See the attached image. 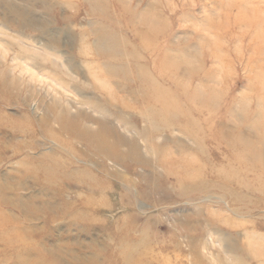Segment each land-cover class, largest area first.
Instances as JSON below:
<instances>
[{
  "label": "rangeland",
  "instance_id": "374dc122",
  "mask_svg": "<svg viewBox=\"0 0 264 264\" xmlns=\"http://www.w3.org/2000/svg\"><path fill=\"white\" fill-rule=\"evenodd\" d=\"M0 264H264V0H0Z\"/></svg>",
  "mask_w": 264,
  "mask_h": 264
},
{
  "label": "bare ground",
  "instance_id": "6f19581e",
  "mask_svg": "<svg viewBox=\"0 0 264 264\" xmlns=\"http://www.w3.org/2000/svg\"><path fill=\"white\" fill-rule=\"evenodd\" d=\"M62 121V120H61ZM61 129H63V130H66V131H70V133L71 134H73V135H77V136H79V137H83V135H84V132L80 129H78V128H76V127H70L69 125H67L65 122H61ZM99 134V133H98ZM94 136V137H93ZM87 139H89L90 141H92V140H96V134H89V133H87L86 132V136H85ZM99 137L101 138V136H100V134H99ZM116 144V143H115ZM102 148H103V146H102ZM105 148H103V150H104ZM105 151V150H104ZM103 152V151H102ZM117 156L120 158V157H122V158H124V157H126V158H130L131 160H134V162H138V163H142V164H145V165H149V161L148 160H146V159H144V158H142V156H140V154L137 152V150L135 149V147H132V149H129L128 150V152L127 153H124V154H122V153H120V154H117Z\"/></svg>",
  "mask_w": 264,
  "mask_h": 264
}]
</instances>
